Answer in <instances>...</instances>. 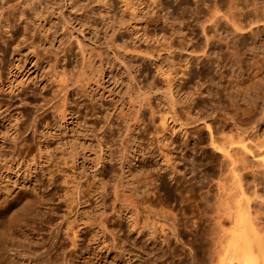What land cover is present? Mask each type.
<instances>
[{
    "label": "rangeland",
    "instance_id": "1",
    "mask_svg": "<svg viewBox=\"0 0 264 264\" xmlns=\"http://www.w3.org/2000/svg\"><path fill=\"white\" fill-rule=\"evenodd\" d=\"M180 1L157 0L163 7L173 8L171 13L166 15L164 11L162 14L148 8L144 0H0V164L4 166L0 169V198L8 191L5 195L17 205L20 202L18 194L26 180L36 181V186L45 191L27 192L22 195L26 204L20 203L24 205L20 207L19 204L20 208L14 209L16 212L12 210L13 217L18 215L23 221L28 219L36 224L42 210H47L50 220L61 224L62 232L65 226L71 223L80 231L78 240L98 250L100 245L95 221L103 208L105 212L111 211L108 199L114 188L127 194L129 189L137 186L139 182L146 181L148 185L152 182L149 187L152 184L157 187L163 185V181L168 178L166 171L173 160V152L170 149L185 136L182 137L178 124L169 116H165L166 123L162 124L161 117L164 119L166 106L157 101L154 94L162 88V79L168 76L166 73L170 72L169 76L175 77L176 84L179 82L186 53L175 48L179 44L178 38L181 36L182 39L186 31L192 33L195 30L189 41H198L201 45L198 38L201 25H207L208 19L211 20L208 16L212 17L217 12V9L210 8L212 14L203 4L205 10L202 3L198 5L199 12H195V0ZM240 1L242 0H238L240 7H244L253 0L246 1L247 4L245 0L241 4ZM222 8L220 7L223 13H217L224 14L225 9ZM143 29L147 33H142ZM142 34H147L150 38ZM155 36L162 43L170 40L169 42L176 45L167 65L155 62L154 58L144 59L145 55H141L143 52L133 49H129L132 53L127 50L128 55L122 57L114 52L116 48H125L123 44H133L137 41L144 48L147 45L149 48L150 41ZM110 38H117L120 41L118 43L116 40L119 47L108 45ZM246 38L239 43L240 46L238 44L236 51L231 48L214 49L215 51L211 49L212 59H223L225 63H236L240 59L245 64L248 55H252L253 60L251 59L250 63L257 60L264 62V49L261 51L259 47L255 48L256 46ZM189 41L186 37L185 42ZM230 51L234 52V56L238 54L231 57ZM137 54L142 58H138ZM176 60L181 61L177 63ZM125 65L131 75L124 71L126 68L122 66ZM209 69L210 73L214 72L211 75L209 73L208 78L204 76L205 79H202L201 76L200 84H196V78L188 79L181 86L180 94L174 92L175 97L185 102L193 99L201 109L214 108L218 103L219 108L229 107L227 98L230 93L225 85L228 65L219 69L223 76L218 70ZM81 74L83 76H80ZM258 80V77L252 80L255 88L250 82L246 83L251 84V88L245 82L241 84V90H245L244 93L241 92L244 98L255 97L259 91ZM57 89L60 91H56ZM138 91L140 93H137ZM240 98H236L239 106L249 107L245 99L243 102ZM249 119L243 116L244 122ZM124 129H129V132ZM16 142L21 149L11 160L6 148ZM165 151L169 156L164 158ZM209 156L212 161L217 158L215 154ZM170 158L172 160L169 161ZM148 177L154 180L151 181ZM106 193L109 196L105 195ZM160 197L157 195L155 199L147 198L140 202L141 204L138 203L136 211L134 209L132 212L124 203H121L124 206L119 204L120 207L118 203L115 204V209L119 208V211L116 209L117 212L114 209L117 213L114 219L115 227L119 225L117 228L121 229L120 232L125 237L149 238L151 235L150 238L160 240L162 235L156 227L158 224L154 223L153 226V223H149L150 220L156 219L151 211L154 209V213L161 212V209L169 210L170 207L175 210L169 204L168 207ZM156 209L158 211H155ZM18 216L15 217L22 222ZM9 228L6 230L9 231ZM9 232L6 231L5 234L8 239ZM158 235L160 236L157 238ZM163 244L160 242L158 245L166 248L167 245ZM169 244L174 246L177 253L179 247L172 237ZM25 253H20V264H43L35 262L33 252Z\"/></svg>",
    "mask_w": 264,
    "mask_h": 264
},
{
    "label": "bare ground",
    "instance_id": "2",
    "mask_svg": "<svg viewBox=\"0 0 264 264\" xmlns=\"http://www.w3.org/2000/svg\"><path fill=\"white\" fill-rule=\"evenodd\" d=\"M174 1L179 2L180 0ZM242 1H240V4ZM144 2L148 8L155 9V11L162 12V14L164 11L166 15H169L173 10V8L168 6L163 7L162 3L157 2V0H144ZM195 2L194 4L197 5V7L194 6L196 7L194 10H197L195 12H199L200 7L198 5L201 3L202 5L205 4V7L209 10L210 8H214L217 9V12H222L220 7L222 8L223 6L225 11L224 14H222L223 12L213 14L210 10L213 15L211 14L212 17H208L211 20L207 18L209 22L204 21L207 25L202 23L205 26L200 24L201 30L198 38L200 39L199 42L201 45L197 43L198 41L196 43H190L191 40L189 41L190 36H194L193 32L195 30L192 32L193 34L190 32L191 30L189 31L190 33H186V31L182 35V39L181 36L178 38L179 44L175 48H178L182 53L183 51L186 53H184L185 61L182 65L183 67H180L182 70L180 69L181 75L179 74V82L176 84L175 77L172 78L170 77V72H165L170 76L168 77L165 74L167 77H163L162 79V88L159 86L160 91L154 92V97L157 101L162 102L166 106L164 112L162 111L164 113V119L161 117L162 124L164 125L166 123L165 116H169L178 124L183 134L182 137L185 136L184 139H181V142L176 143L174 146L172 145L173 148L170 149L173 152L171 153L173 160L171 158L169 159L172 162L169 165V169L167 168L168 178L163 181V185L157 187L155 184H152L149 187L152 182L148 185L145 181L144 183L139 182L135 187L133 186L127 194L118 191L116 188L110 194L107 192L110 196L107 193L105 195L109 196L108 200H110L111 211L105 212L103 208L96 218L95 228L98 231L97 238L99 239L100 245V248L97 250L95 247H91L90 244L86 245L78 240L80 231L77 226L68 223L63 230L64 232H62L61 224L59 222H52L47 210H42L40 219L35 218V220L39 219L36 224L34 221L28 219L23 221L18 215L15 216L20 217L22 222H20L19 218L15 216L14 218L11 215H14V212L11 213L12 210L26 204V200L22 198V195L27 192H45L36 186V181L26 180L22 183L20 194H18L20 202L17 205L9 200L8 195H5L8 194V191L4 195L2 194L3 197L0 198V264H20L18 258L21 252H26L25 254L33 252L35 254V262H42L43 264H264V139H262L264 138V62L262 61L260 63L257 60V62L252 61L250 63L252 55H248V53L247 55L249 57L246 61L243 60L245 64L240 59L236 63H225L222 61L223 59L221 61L218 59L215 60L214 57L212 59L210 52L211 49L215 51L214 49L222 50L223 48H231L233 51H236V48L240 46L239 43L245 41V37L256 46L255 48L259 47L258 49L262 51L264 49V0H253L249 4L246 2V6L242 4L244 7H240L238 0H223V2L219 0H195ZM220 2L224 5L222 4L220 6ZM217 6L220 7L216 8ZM205 7L204 9L206 10ZM210 12L208 11V13ZM144 31L143 29L142 33ZM212 33L214 34L212 35ZM145 35L149 37V35ZM145 35L143 36L146 37ZM186 37L189 42H185ZM114 39L112 38L108 42V45L117 47L120 41L116 38L117 43ZM169 41L162 43L155 36L150 41L151 45H149V48L147 45L145 49L137 41L135 43L133 42V44L130 42L129 44L131 45L128 43L123 44L125 48L122 49L115 47L116 51L114 52L122 57V55L128 53L127 50L133 49L134 51L143 52V54H140L142 56L145 55L144 59L154 58L156 59L155 62L167 65L172 58V49H175L174 46H176L173 42ZM141 47L145 50L143 51ZM180 51L178 52L180 53ZM256 54L258 56V53ZM213 55L215 56V54ZM229 55L233 57L234 52L230 51ZM263 55L264 53H262ZM139 57L141 56L139 55ZM257 59L259 58L257 57ZM178 61L180 63L181 60ZM226 65H228L230 72L225 77V85L230 93L229 97L227 96L229 100L227 101L228 104L230 102L229 107L222 108L220 106L219 108L218 103L216 105L218 108H215V106L214 108L207 107L201 109L195 104L197 101L194 102L191 98V101L185 102L175 97V94H180L182 90L181 86L188 79L192 80L191 78H193L194 80L196 78V84H200L201 76H203L202 79H205L209 75V70H211L209 68L219 71V69L224 68ZM122 67L126 68L124 69L126 72L129 69L126 65ZM167 70L170 71L169 69ZM177 72L179 73V71ZM128 73V75H131L129 71ZM82 74L80 76H83ZM254 77L259 78V91L256 90L257 92L256 94L254 93L255 97L253 99V96H245L248 98H244L242 94L245 90H241L242 83L245 82V84L249 85L246 82H250L254 84V81L252 82ZM209 81L207 80V82ZM63 85L67 87L65 84ZM252 86L254 88L256 87L255 84ZM226 88L224 89L226 90ZM139 91L137 93H140ZM197 94L199 95V92ZM237 97H241L240 101L243 102L245 99L249 107L246 106L247 108L244 107L245 109L240 107V104L236 100ZM243 116L250 118L249 121L244 122ZM134 119L132 118V120ZM129 129L126 132H129ZM21 132L23 133V131ZM22 141L23 139H21ZM6 149L10 156L8 157L12 160L21 148L19 143L17 144L16 142L15 145H9ZM165 154L163 152L164 158L168 155L166 151ZM209 154H215L217 158L212 161ZM2 167L4 166L0 164V169ZM157 195L161 196L160 198L167 205L169 204L175 209L173 210L170 207L171 211L170 209H163V211L161 209V212L156 209L155 211L158 212L155 213L153 211L154 209L152 210L153 212L151 211L157 220L155 219L153 222L149 218V223H153V226L154 223L155 225L158 224L156 227L161 232L162 238L158 240L160 235L157 236L158 239L150 238L151 235L149 238L123 236L121 234L122 232H120L121 229L117 228L119 225L115 227L116 224H114L115 215L119 209H115V204L117 205L118 203L119 206V204L124 203L132 212L134 209L136 211V205L138 203H142L151 197L155 199ZM23 200L25 201L23 202ZM19 204L20 207H18ZM124 204L121 205L124 206ZM126 206L124 207L125 209H127ZM154 216L152 215L153 218ZM9 226H12L10 227L11 229ZM43 227H45L44 231ZM8 228L11 230H9L10 232L6 230ZM152 230H155L154 227ZM166 230L168 233H165ZM6 231L9 232V239L11 241L5 235ZM62 236L65 238L63 239ZM171 237L174 239L177 247H179L180 252L177 250L178 252L176 253L173 248L174 246L171 247L169 244ZM159 241L164 243L163 245H167L166 248L160 247L158 245L160 243ZM103 249L104 252H102Z\"/></svg>",
    "mask_w": 264,
    "mask_h": 264
}]
</instances>
